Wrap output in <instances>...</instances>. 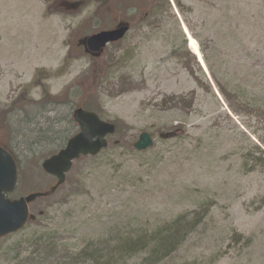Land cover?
Segmentation results:
<instances>
[{"label":"rangeland","instance_id":"374dc122","mask_svg":"<svg viewBox=\"0 0 264 264\" xmlns=\"http://www.w3.org/2000/svg\"><path fill=\"white\" fill-rule=\"evenodd\" d=\"M122 21L131 30L103 57L79 47ZM78 108L119 133L30 205L36 220L0 242V264L42 262L37 244L55 237L52 264L88 249L102 264H264V0H0L11 200L55 185L41 164L78 132ZM143 133L154 146L137 152ZM179 217L174 248L133 246Z\"/></svg>","mask_w":264,"mask_h":264},{"label":"water","instance_id":"95a60500","mask_svg":"<svg viewBox=\"0 0 264 264\" xmlns=\"http://www.w3.org/2000/svg\"><path fill=\"white\" fill-rule=\"evenodd\" d=\"M127 32L128 27H121L116 31L94 35L83 43L90 52L100 53L109 43L123 39ZM72 117L79 127V133L72 137L61 151L42 163L43 171L57 180L48 193H33L19 200H8L6 194L13 193L18 184V166L12 155L0 147V240L24 230L29 221L34 220L30 215L29 204L54 194L65 184L66 176L77 160L81 157L98 156L108 147V137L116 133L115 124L101 120L94 112L77 109ZM153 144L150 135L143 133L134 144V149L144 152L152 148Z\"/></svg>","mask_w":264,"mask_h":264},{"label":"trees","instance_id":"16d2710c","mask_svg":"<svg viewBox=\"0 0 264 264\" xmlns=\"http://www.w3.org/2000/svg\"><path fill=\"white\" fill-rule=\"evenodd\" d=\"M154 9V8H153ZM86 110L89 111H94V109L88 108ZM119 132H117L118 134ZM86 159V158H83ZM183 221V218L181 219V217H179L177 219L176 222L173 223V225H171L170 227L168 226L165 230H162V232H159L157 236H154V238L151 240L150 243H146L148 242L147 240L145 241L143 238L139 237L137 240L138 242L134 243L133 246L138 248L141 247H149L148 245H152L154 251L151 253L152 256L158 254L159 252H167L168 250L174 248V245L176 244V242L178 241L177 235L179 233L180 227H181V223ZM5 241V240H4ZM2 242V241H1ZM122 243L123 246L125 247H131L133 242L128 240V241H122L120 242ZM38 247L41 249L38 251V255H45V259H42V262H34L31 260H28L27 264H52L53 262L49 263L47 262L49 258L54 257L56 255H63L64 256V252L63 251H59L57 250L58 247L61 246V244L59 245L57 243L56 237L55 238H51V239H47V240H43L40 241L38 244ZM143 245V246H142ZM105 251H89L85 250L82 253L78 254V256L73 259L72 261L74 262V264H102L105 261ZM66 260H63V263ZM70 262V264H73V262Z\"/></svg>","mask_w":264,"mask_h":264},{"label":"flooded vegetation","instance_id":"af4514ba","mask_svg":"<svg viewBox=\"0 0 264 264\" xmlns=\"http://www.w3.org/2000/svg\"><path fill=\"white\" fill-rule=\"evenodd\" d=\"M122 25H127L129 27V29H131V23L130 22H127V21H122V22H118V24H116L114 27L108 29L107 31H114V30H117L118 28H120V26ZM118 43H113L109 46H114ZM80 47L83 48L85 54L91 58H101L105 55L106 53V50H107V47L102 51L101 54H98V53H91L88 51V48L86 46H84L83 44L80 43Z\"/></svg>","mask_w":264,"mask_h":264},{"label":"bare ground","instance_id":"6f19581e","mask_svg":"<svg viewBox=\"0 0 264 264\" xmlns=\"http://www.w3.org/2000/svg\"><path fill=\"white\" fill-rule=\"evenodd\" d=\"M189 47H190V49H192L193 54H195V56H197L201 66L207 72V67H206V65L202 59L201 53H200V47L191 37L189 38ZM217 95H218V93H217Z\"/></svg>","mask_w":264,"mask_h":264}]
</instances>
